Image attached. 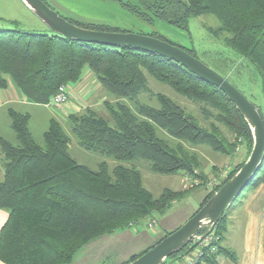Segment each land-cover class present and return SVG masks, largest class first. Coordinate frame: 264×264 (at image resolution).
<instances>
[{
  "label": "trees",
  "instance_id": "obj_1",
  "mask_svg": "<svg viewBox=\"0 0 264 264\" xmlns=\"http://www.w3.org/2000/svg\"><path fill=\"white\" fill-rule=\"evenodd\" d=\"M106 1L119 4L147 25L161 21L188 33L192 18L215 17L220 25L209 27L208 31L255 67L264 98V0ZM68 20L96 31L133 32ZM49 31L0 28V90L13 83L30 102L48 105L62 85L78 83L89 69L100 85L118 99L115 103H105L114 125L95 112L72 114L67 121L83 150L113 158L117 165L110 170L106 161L96 169L80 164L69 151L70 137L56 119L50 120L44 145L40 146L29 130L30 115L10 110L17 143L0 136L4 155L0 209L8 214L0 231V261L4 264H73L78 254L96 239L166 214L174 202L196 188L187 187L181 192L165 189L155 197L146 188L140 170L124 163L146 160L150 171L161 175L199 170L205 186L209 178L202 170L199 146L225 156L233 155L238 145L249 150V154L253 148L251 131L235 105L224 93L182 65L155 53L79 42ZM140 34L177 45L197 58L190 49L156 32ZM147 76L192 102L216 109L217 119L229 137L215 125L211 129L203 127L192 113L165 95H156L158 108L140 104L139 95L149 91ZM124 100L136 101L135 109ZM158 130L168 139L160 136ZM244 164L233 168L208 192L200 208ZM262 182L264 162L237 201ZM226 229L225 214L213 231L220 239L217 252L204 248L206 264H216L224 253L230 256L222 246ZM193 250L190 244L170 259L189 255Z\"/></svg>",
  "mask_w": 264,
  "mask_h": 264
},
{
  "label": "rangeland",
  "instance_id": "obj_2",
  "mask_svg": "<svg viewBox=\"0 0 264 264\" xmlns=\"http://www.w3.org/2000/svg\"><path fill=\"white\" fill-rule=\"evenodd\" d=\"M4 1H5L4 6L6 5L7 7H9V9L12 6V11L9 12L8 14L9 16H12L17 20V24L8 25L0 22V28H11V29L16 28L22 31L32 32L31 30H33L34 27L30 26L29 24L30 21L24 16L26 11L24 12L23 10L24 8H22L19 2L16 1L15 2L16 4L12 5L9 2L10 0H4ZM4 6L1 7L0 4V16L5 13L6 8ZM117 6L120 7L119 4H117ZM52 8L54 9L55 7ZM126 13L129 14L128 12ZM27 17L31 21L32 20L37 21L34 20L35 18L33 16H27ZM135 19H136V23L133 24L124 23V22L122 24L121 23L119 24L122 25L123 28L127 30H131L135 33L156 32L162 35L163 37H165L167 40L174 42L180 46H183L187 49H190L196 54L197 58L200 61H202L211 69L222 75L224 78H226L239 91L245 94V96L256 106L260 108H264V98L262 93L261 80L255 67L251 64H247L246 62H244V60L239 58L222 41L215 39L212 36V34L208 31L209 27L217 28L220 25L219 21L215 17L211 15H206L197 18H192L189 22V33L179 30L176 27L161 21H157L155 25L150 26L141 22L137 18ZM41 32L49 33L50 31L46 26L43 28V31ZM147 81H148L149 91L143 92L142 94L139 95L137 101L140 104H145L151 107L158 108L159 103L156 98V95L158 94L165 95L173 99L177 104L181 105V107H183L187 112L192 113L199 120L200 124L203 127L211 129L212 125H215L217 127H220L222 132L229 137L227 129L223 125H221L217 119L218 111L216 109L206 104H199L192 102L191 100L184 98L179 94H177L176 92H174L169 86L157 82L150 76H147ZM102 89H103L102 91H105L103 87ZM108 95H109L108 97L109 99H107L108 101H105L104 103L106 102L115 103L116 101H118V99L114 97L112 94H108ZM124 101L125 104H127L129 107L135 109L136 101H130V100H124ZM55 108L59 109L58 107ZM98 108H99L98 110L99 115L107 119L111 125H114L111 116L109 115V113L105 108V105L103 104ZM40 111L41 112L37 113L35 118L31 122V130L33 132V136L36 142L40 146H43L44 132H45L44 130L47 131L49 126V124L47 123V125H45L46 127H44V122L48 119L49 114L44 112L43 110ZM57 120L61 123L64 131L71 139L72 142L71 150L74 157L82 158L84 160L87 157L86 160H88L87 162L91 166V168L97 167L98 165L96 164H99L103 161L107 162L110 170H112L117 165V162L113 158H108L101 154L87 152L82 148L81 150L80 148H77L76 149L77 152L74 151L73 145L75 143L79 145V142L76 136L71 134V130H70L71 128L69 122L62 121L60 119ZM158 133L160 136L168 139V137L162 130H158ZM197 149L198 151H202L204 155L206 154L205 156L209 157V160H212L216 155H219V157L223 156V158H225V155H222L220 153H215L211 148L207 146H199V148ZM78 150L84 154L83 155L79 154ZM250 154H249V150H246L244 146L238 145L236 147L235 153L231 155V157L233 158H231L230 161L227 162V164H222L219 165L218 167H215L218 168L216 169V171L218 172L217 175L213 177H209V176L207 177L209 178V180L215 179L217 181H220L218 180V177L222 172L225 171V169H229V171H231L236 166L246 162ZM227 157L228 156H226V158ZM124 165L128 167H136L138 170H140L146 188L150 190L155 197H159L163 193V190L165 189H170L175 192H181L185 190L184 187H183L184 189H182L180 184L177 183L178 182L177 178L179 179V177H182L183 173H178L177 175L155 174L150 171L149 162L142 159L129 163H124ZM193 190L194 189H192V191ZM201 191H204V188H200V190L198 189V192ZM240 202L241 201H236L234 206L238 205ZM186 203H188L187 194L182 199L179 200V203L176 206V208H178L179 210L184 208L183 210L186 211L185 209ZM184 211L171 218L173 224L177 223L178 226L180 227L185 223V221L182 220L184 216L181 215L184 213ZM230 212L231 209L226 213L227 217L229 216ZM160 217L161 215L157 216V219L159 221H161L159 219ZM143 221L145 222V224L143 225L144 227L143 229L144 231H146L145 233L150 234L154 230L159 229L158 227L159 225L156 220H153L154 221L153 222L149 218ZM149 222L153 224L152 227L148 225ZM139 224L140 223L131 224L125 230H122L117 233H113L111 235L102 236L96 239L88 246H86L78 254L73 264H125L126 262H129L133 258L137 257L138 255L142 254L143 252L149 250L150 248L158 244L168 234V232L163 234L152 246L144 245V243H141L140 238H138L140 232L139 231L136 232L137 231L136 228L140 229ZM194 245L195 243H192L191 248H193Z\"/></svg>",
  "mask_w": 264,
  "mask_h": 264
},
{
  "label": "crops",
  "instance_id": "obj_3",
  "mask_svg": "<svg viewBox=\"0 0 264 264\" xmlns=\"http://www.w3.org/2000/svg\"><path fill=\"white\" fill-rule=\"evenodd\" d=\"M1 1V7L4 6V0ZM24 8L26 15L24 16L30 21V26L34 27L32 32H41L43 28L46 27L20 0H10L12 5L15 2ZM50 4V6L55 7L54 9L63 17L70 20L85 22V23H95L110 25L113 27H119L122 29V25L119 23H136V19L127 14L124 10L112 2L106 0H45ZM9 4V3H8ZM54 5V6H53ZM5 13L0 16V22L10 25V23H16L17 20L9 16V12L12 11V6L7 7ZM8 15V16H7ZM27 16H33L37 21H31ZM70 99L68 104L62 108H55L49 105H37L30 102L21 91L13 84L10 83L9 87L5 90H0V136L7 141L16 144L17 137L12 128L10 110L16 111L22 114H29V130L33 135L31 130V122L35 118L40 110L48 113V119L44 122V127L49 124L51 119H60L62 121H67L69 115L72 114H83L87 112H95L99 115V106L105 105V101L109 99V93L105 90L102 91V87L98 82L96 76L88 69L84 71L82 79L76 83L68 86ZM107 92V93H106ZM51 108V109H50ZM46 132V130H44ZM44 132V134H45ZM34 137V136H33ZM72 142L69 145V151L71 150ZM74 151L81 147L75 143L73 145ZM77 152V151H76ZM79 154L81 151L78 150ZM202 162H203V172L209 177L217 175L215 167L222 164H227L233 157L225 158L216 155L212 160L205 156L202 151H199ZM73 155V154H72ZM91 156V155H88ZM74 157V156H73ZM80 164L86 165L91 168L86 159L74 157ZM81 161H79V160ZM98 160V159H97ZM226 162V163H225ZM95 165V164H94ZM98 165V164H96ZM93 167L92 169H95ZM4 178V155L0 148V182ZM177 183L180 184L182 189H186L187 186L183 183L182 177L177 178ZM184 187V188H183ZM204 187L195 188L192 192H189L188 203H186V211L183 209L179 210L176 208L179 201L173 203L171 209L164 215H161L157 219V216L150 218L158 222V230H154L150 234L145 233L143 225L144 221L139 224L140 229L136 228V232H140L138 238H140L141 243L144 245L152 246L163 234L166 232H171L178 229V224H173L171 218L175 215L184 211L183 221H187L191 218L199 209L205 199L208 190L204 188V191L198 192V189ZM164 217V218H163ZM8 219L7 212L0 209V231L5 225ZM157 227V228H158ZM222 246L227 249L230 256L225 253L220 255L216 261V264H264V182L259 184L256 188L247 192L244 198L238 205H235L229 216L227 217V229L225 233V238ZM189 260V255L183 254L172 258L168 261L169 264H187ZM0 264H4L0 261Z\"/></svg>",
  "mask_w": 264,
  "mask_h": 264
},
{
  "label": "water",
  "instance_id": "obj_4",
  "mask_svg": "<svg viewBox=\"0 0 264 264\" xmlns=\"http://www.w3.org/2000/svg\"><path fill=\"white\" fill-rule=\"evenodd\" d=\"M54 34L79 42L109 47L134 48L170 59L220 90L235 105L247 123L253 138L252 152L245 164L182 226L158 244L127 264H166L175 254L188 247L197 237L214 231L225 214L232 209L263 167L264 111L251 102L226 78L183 48L167 41L135 32H105L80 27L60 15L44 0H20ZM207 229L202 235L201 232Z\"/></svg>",
  "mask_w": 264,
  "mask_h": 264
},
{
  "label": "built area",
  "instance_id": "obj_5",
  "mask_svg": "<svg viewBox=\"0 0 264 264\" xmlns=\"http://www.w3.org/2000/svg\"><path fill=\"white\" fill-rule=\"evenodd\" d=\"M69 99H70V93H69L68 86L62 85L57 91V93L53 96V98L51 99L48 105L53 106V107L62 108L68 104ZM229 172H230L229 169H225V171L219 175L218 180L220 181L224 180L228 176ZM182 181L187 187H193V186L196 188L204 187V188H207L208 192L213 191L216 185L220 182V181L213 179V180H209L205 184V186H203L204 182L200 177L199 170H195L193 173L183 174ZM148 225L150 227L153 226L151 222H149ZM219 240H220L219 237H215L213 235V232H211L209 235L205 236L204 238L197 237L196 239H194V241L192 242V243H195L194 250L192 251L191 254H189V260L187 264H206V262L204 261V257H205L204 248L206 247L211 248L210 252L216 253L218 249L216 244L219 242ZM166 264H169V263L167 262Z\"/></svg>",
  "mask_w": 264,
  "mask_h": 264
}]
</instances>
